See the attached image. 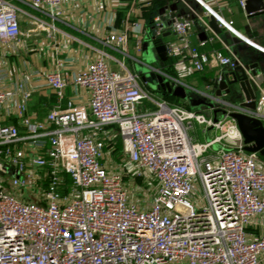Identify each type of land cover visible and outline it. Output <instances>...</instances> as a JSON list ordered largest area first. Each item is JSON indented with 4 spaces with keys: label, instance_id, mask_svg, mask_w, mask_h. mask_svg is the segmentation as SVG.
Wrapping results in <instances>:
<instances>
[{
    "label": "built area",
    "instance_id": "obj_1",
    "mask_svg": "<svg viewBox=\"0 0 264 264\" xmlns=\"http://www.w3.org/2000/svg\"><path fill=\"white\" fill-rule=\"evenodd\" d=\"M245 1H239L242 9ZM26 3L54 19L62 0ZM204 7L220 29L239 35L232 21ZM23 15L0 0V43L23 34ZM192 15L175 17L170 25L157 15L148 31L154 39H163L166 29L173 33L174 39L163 43L177 76L146 66L175 86L213 100L208 118L150 96L141 75L126 66V60L142 63L129 54L126 29L107 33L100 40L106 50H96L84 69L68 74L56 63L45 74L56 106L42 122L26 114L28 91L8 111L9 94L0 84V264H260L264 235L251 239L247 228L253 218L264 216V159L244 151L229 113L263 124L264 114L211 95L221 75L204 90L180 80L202 73L211 59L229 70L243 65L228 46L202 50L222 43L216 34L193 45L194 19L209 27ZM68 87L81 94L66 98ZM216 109L226 113L214 116ZM11 114L16 123L7 124ZM195 125L217 134L198 142L190 134ZM196 187L203 193L198 206L191 201Z\"/></svg>",
    "mask_w": 264,
    "mask_h": 264
},
{
    "label": "crops",
    "instance_id": "obj_2",
    "mask_svg": "<svg viewBox=\"0 0 264 264\" xmlns=\"http://www.w3.org/2000/svg\"><path fill=\"white\" fill-rule=\"evenodd\" d=\"M5 1L27 14L20 20L23 34L12 43H0V84L9 94L6 108L12 112L14 104L23 101L22 91H28L31 97L27 101L26 114L39 122L44 121L46 114L56 106L55 95L48 89L44 80L47 72L57 68L56 63H62L61 70L68 74L78 72L91 62L96 50H106L100 40L107 33L125 29L129 34V54L130 50H133L140 57L142 53L138 55L137 48L139 46L142 48L152 20L160 15V9L169 7L172 3H177L178 8L174 12L166 11L160 15L164 21L171 15L179 18L193 17L192 14L208 21L204 5L218 13L225 21H232L238 36L222 28L218 35L222 43L219 41L208 43L202 50L209 52L212 49L223 48V45L228 46L241 64L257 63L264 77V13L247 15L239 5L240 0H169L161 7L156 5L158 0H62L59 14L54 19L32 9L27 5V0ZM31 17L42 20L46 26L41 27ZM164 33H169L167 37H163L164 41L174 39L169 29ZM213 34L210 29L203 27L199 19H194L191 28L193 45L212 37ZM225 53L228 52L225 50ZM228 71L229 69L219 66L211 59L202 73L184 76L189 78L188 82L180 80L198 89ZM211 89L209 93L214 95L215 90L213 87ZM190 93V97L203 99L193 91ZM80 94L81 91L72 87H68L65 92L66 98H77L76 96ZM258 96L257 109L264 114V83L259 89ZM207 111L210 114L209 109ZM5 122L14 124L16 119L11 114ZM247 232L251 239L264 235V216L253 218ZM260 264H264V257Z\"/></svg>",
    "mask_w": 264,
    "mask_h": 264
},
{
    "label": "water",
    "instance_id": "obj_3",
    "mask_svg": "<svg viewBox=\"0 0 264 264\" xmlns=\"http://www.w3.org/2000/svg\"><path fill=\"white\" fill-rule=\"evenodd\" d=\"M168 8L171 12L177 10V3H172L169 7L160 9L159 14L163 15ZM244 11L247 15L252 16L264 13V0H246ZM175 16H170L167 25H170ZM209 29L216 35L221 33V29L213 14L207 17ZM147 40L151 44L158 60L166 62L168 57L163 39H154L147 33ZM169 33H164L163 37H167ZM141 81L146 82L147 86H152L161 95H171L185 102H190L193 107L204 106L208 109L214 108L213 103H208L204 99H191L183 86H175L174 83L167 81L162 76L151 72L149 69L141 74ZM264 77L261 75L260 68L257 63L237 65L234 69L221 75L220 80L214 87V95L221 98L226 105L239 106L249 110H256L258 105V93ZM223 97H233L237 103H230ZM226 113L225 109L214 110V116L218 112ZM229 116L236 121L237 127L242 135L244 143V151L247 153H257L264 159V124L261 120L245 115L244 113L232 111ZM216 120V119H214Z\"/></svg>",
    "mask_w": 264,
    "mask_h": 264
},
{
    "label": "rangeland",
    "instance_id": "obj_4",
    "mask_svg": "<svg viewBox=\"0 0 264 264\" xmlns=\"http://www.w3.org/2000/svg\"><path fill=\"white\" fill-rule=\"evenodd\" d=\"M148 38L145 37L144 38V41H143V45H142V54L141 56H137L133 50H130V55L131 56H136L138 59H140V61L142 63H138V62H131L130 60H126L125 63H126V66L134 73H137L139 75L143 74L145 71L148 70V67L146 65H150V66H154V67H158V68H162V65H161V62L158 60L154 50L151 48V44L148 42L147 40ZM120 57V56H118ZM177 76V74H176ZM182 78H180L183 82H188L189 81V78L188 77H184V76H181ZM204 86L202 87H198V89L200 90H204ZM150 96L155 100V101H162L163 100V95H161L160 93H158L152 86H148V89H146ZM191 91L187 90V94L188 96L190 97V93ZM191 99H197L195 97H191ZM223 99L229 101L230 103H237V100L233 97H223ZM208 103H213V100L211 99H205ZM145 105L146 107H149V109H153L154 107L149 105L147 106V102H143L141 103V105ZM184 104L186 106H188V108L190 109V111H194L196 113H200V114H203L205 117H209V113L207 111V107H204V106H199V107H193L191 105L190 102H185L183 100L179 101L178 103H175V106H178V107H182L184 106ZM171 106V105H170ZM201 108H205V109H201ZM205 130V131H204ZM193 137H195V139L198 141V142H204V141H209L211 140L216 134L217 132H214L213 130H209V129H204L203 126H198V125H195L194 126V131H192L190 133ZM113 158L117 161L120 160V155L118 153H115L113 155ZM137 185V183H135ZM203 200V193L200 189V187H196L194 193H193V196L191 198V201L192 203L195 205V206H198L199 205V201H202ZM202 203V202H200ZM205 205V204H203Z\"/></svg>",
    "mask_w": 264,
    "mask_h": 264
},
{
    "label": "trees",
    "instance_id": "obj_5",
    "mask_svg": "<svg viewBox=\"0 0 264 264\" xmlns=\"http://www.w3.org/2000/svg\"><path fill=\"white\" fill-rule=\"evenodd\" d=\"M168 1L169 0H158L156 5L161 7V6L166 5ZM173 64H174V60L171 58H168L166 62H162L163 70L170 76H176V73L174 72V69H173ZM162 97H163V100L166 101L171 106H175V103H178L179 101H181L180 99H177L176 97H173L171 95H163ZM183 108L190 110L188 106H186L185 104ZM120 147L121 145H120V142L118 141L116 145L117 151L120 150Z\"/></svg>",
    "mask_w": 264,
    "mask_h": 264
}]
</instances>
